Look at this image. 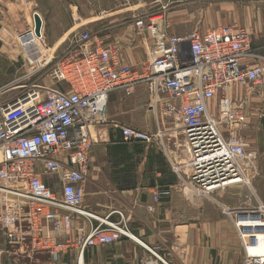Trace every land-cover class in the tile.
I'll return each mask as SVG.
<instances>
[{
	"label": "built area",
	"instance_id": "1",
	"mask_svg": "<svg viewBox=\"0 0 264 264\" xmlns=\"http://www.w3.org/2000/svg\"><path fill=\"white\" fill-rule=\"evenodd\" d=\"M133 30L150 42L139 70L116 45L80 32L55 63L27 58L34 72L0 88V264H87V250L134 239L122 214L100 219L83 206L91 129L107 122L113 92L144 86L161 105L181 137L186 163L174 170L188 193L212 199L244 184L254 169L256 155L237 134L246 124L244 103L226 96L231 87L264 83L251 32L219 26L176 35L163 11L135 17ZM38 73L51 85L26 82ZM121 134L125 143L154 139L129 127ZM232 221L240 264H264V206L239 209Z\"/></svg>",
	"mask_w": 264,
	"mask_h": 264
},
{
	"label": "crops",
	"instance_id": "2",
	"mask_svg": "<svg viewBox=\"0 0 264 264\" xmlns=\"http://www.w3.org/2000/svg\"><path fill=\"white\" fill-rule=\"evenodd\" d=\"M172 2L178 7H194L200 3L217 7L220 12L211 23L218 26L264 24L261 15L264 0ZM252 10L257 11L251 14ZM262 40L256 27L251 43L255 52ZM231 88L233 100L244 103L246 126L242 134L248 144L247 151L256 155L258 174L250 192L258 203L250 201V207L259 203L264 206V88L258 96L252 95L253 88L249 92L243 87ZM146 92V87L138 86L131 92L111 93L107 122L91 129L94 144L88 157L83 206L100 219L114 221L118 213L122 214L134 239L89 249L85 253L86 263L240 264L243 250L232 219L244 208L246 191L240 185L234 186L216 192L212 199L188 193L182 186L184 175L174 170L186 163L181 137L173 131L172 122L164 116L161 105L155 106L152 95L146 97ZM123 127L153 135L152 144L125 143L121 134ZM157 131L161 132L159 137H155ZM155 194L159 195L158 201H154ZM75 238L74 229L70 240ZM2 242L0 237V247Z\"/></svg>",
	"mask_w": 264,
	"mask_h": 264
},
{
	"label": "rangeland",
	"instance_id": "3",
	"mask_svg": "<svg viewBox=\"0 0 264 264\" xmlns=\"http://www.w3.org/2000/svg\"><path fill=\"white\" fill-rule=\"evenodd\" d=\"M172 1L176 0H0V87L34 72L37 64H28L27 58L32 62L43 56L42 60L49 61L53 58L52 62L55 63L74 47V36L80 32H87L93 38L100 39L103 44L116 45L122 58L135 70H139L140 65L150 57L148 48L150 42L148 44L146 41L142 42L133 30V19L142 14L163 11L170 24L171 32L176 35L207 31L220 26L211 23L216 13L220 12L217 7L206 6V3H200L201 5L194 7H178ZM180 1H182L180 4H183L184 0ZM256 11L252 10L251 14ZM35 14L39 16L42 24L39 36H36L34 32ZM261 15L264 16L263 9ZM238 25L247 28L251 34L258 27L263 42L255 54L257 60L262 62L264 60V24L248 23L246 27L245 24ZM29 27H31V34H25L24 38L32 39L31 44L34 49L25 48L26 40L23 41L19 37L27 32ZM41 76L38 73L30 79H25L26 82L30 81L29 83L38 81L42 82V85H51L49 80ZM254 88L252 95H262L264 83ZM231 89L226 96L233 99L235 97ZM245 90L249 92L250 89ZM145 96H150L148 90ZM245 126L246 124L237 132L241 137H244L242 132ZM257 174V167H254L252 172L247 174V182L249 181L252 185ZM240 186L250 198L245 199L243 207L252 205L250 201L258 203L246 183Z\"/></svg>",
	"mask_w": 264,
	"mask_h": 264
},
{
	"label": "bare ground",
	"instance_id": "4",
	"mask_svg": "<svg viewBox=\"0 0 264 264\" xmlns=\"http://www.w3.org/2000/svg\"><path fill=\"white\" fill-rule=\"evenodd\" d=\"M31 27L27 30V32H25V33H23L22 35H20L19 37H20V39L21 40H23V41H25V43H24V47L25 48H33L34 49V46L31 44V41H32V39L30 38V37H28L27 39L26 38H24V36H25V34H31ZM173 126V125H172ZM171 127V126H170ZM170 130V129H169ZM169 130H166V131H169ZM170 133V132H169ZM163 140V139H162ZM245 183H246V185H248L251 189H252V185L250 184V182L248 181L247 182V180L245 181ZM260 251H262V249H260V248H258L255 252L256 253H259Z\"/></svg>",
	"mask_w": 264,
	"mask_h": 264
},
{
	"label": "water",
	"instance_id": "5",
	"mask_svg": "<svg viewBox=\"0 0 264 264\" xmlns=\"http://www.w3.org/2000/svg\"><path fill=\"white\" fill-rule=\"evenodd\" d=\"M41 20L39 18V16L37 14L34 15V32L36 36L40 35V31H41Z\"/></svg>",
	"mask_w": 264,
	"mask_h": 264
}]
</instances>
